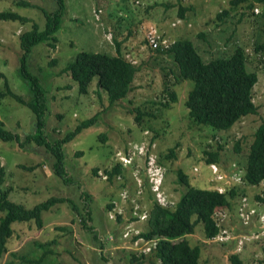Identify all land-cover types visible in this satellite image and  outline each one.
Wrapping results in <instances>:
<instances>
[{"label": "rangeland", "instance_id": "1", "mask_svg": "<svg viewBox=\"0 0 264 264\" xmlns=\"http://www.w3.org/2000/svg\"><path fill=\"white\" fill-rule=\"evenodd\" d=\"M17 1L0 0V11L17 12L32 21L0 19V119L6 129L24 140L36 131V117L28 106L8 93V88L32 99L30 81L20 70L19 37L31 29L33 21L43 27V10H52L54 0H27L32 3L29 6L19 5ZM230 1L64 0L55 47L47 43L35 45L27 62L45 91L48 110L44 134L49 139L61 137L83 119L96 113L99 119L63 146L65 167L75 182L72 185L62 183L55 176L54 157L45 147L34 142L21 145L0 140V161L6 168L3 190L10 191L11 201L33 208L50 198L61 200L42 212L41 228L34 220L13 222V233L8 238L7 250L0 254V264H158L151 255L138 257V251H149V241L141 238L138 246L131 241L136 231L149 227L144 223L151 203L158 201L166 206L167 201H177L184 191L176 178L177 169L189 174L191 186L210 188L211 173L203 162L205 151H218L222 145V165L225 168L233 163L241 165L244 158L235 150V141L239 140L241 148H246L259 117L248 116L218 135L210 127L194 123L184 105L193 81H173L171 73L175 65L171 57L164 51L148 48L143 35L150 32L149 27L157 29L164 48L178 38L192 39L206 61L230 55L237 45L243 46L247 66L258 73L254 102L264 103V56L254 51L264 19L248 8V2L233 5ZM179 6L186 7L184 19L177 16ZM255 6L262 10L260 5ZM97 7L104 10L101 19L99 13L93 15ZM225 10L228 14L221 19L219 14ZM116 41L126 50L128 58L133 55L138 62L145 61L136 72L134 89L124 99L109 105L105 94L99 96L95 90L98 81L95 75L89 93L79 95L77 83L61 68L80 50L102 49L114 53ZM52 59L55 62L51 63ZM166 78L167 90L163 85ZM169 90L176 93L175 102H169ZM160 101H167L168 105L163 106ZM137 107L141 112L139 121L135 119ZM260 113L264 117V108ZM171 147L174 157L166 158ZM133 149L138 151L137 157ZM147 155L160 168L146 163ZM118 161L128 166L111 179H104L105 170ZM194 166L201 170L195 172ZM159 180L158 190L164 195L153 191ZM243 193L233 198L232 211L219 210L226 214L222 223L225 227L220 231L227 229V234L235 235L247 229L238 221L235 207L238 210L241 196L251 201L256 196L263 198L264 182L255 187L244 186ZM251 201V207L259 208ZM89 210L92 228L81 221L88 218ZM188 238L192 244L201 245L199 264H232L229 258L232 252H238L244 264L264 263V236L238 250L234 239L224 243L218 242L221 239H210L204 224L198 223ZM132 254L138 260H132Z\"/></svg>", "mask_w": 264, "mask_h": 264}, {"label": "trees", "instance_id": "2", "mask_svg": "<svg viewBox=\"0 0 264 264\" xmlns=\"http://www.w3.org/2000/svg\"><path fill=\"white\" fill-rule=\"evenodd\" d=\"M240 2H248L247 6L251 9L254 8L255 4L260 5L262 10L254 14H259L264 19V0L230 1L233 5ZM17 4L32 5L27 0H19ZM64 10V0H54L52 10H43V27L40 28L39 24L33 21L31 29L20 34V70L22 75L30 81V88L33 92L32 99L28 100L15 93L10 88L8 79L6 84L9 86L8 93L21 104L28 106L35 114L36 131L33 134H28L22 140L19 134L6 129L5 122L0 119V140L4 142L15 141L21 145L34 142L38 146L45 147L54 157L52 169L55 176L62 183L72 185L75 182L65 167L63 146L73 140L83 129L97 123L99 113L79 121L72 130L65 132L61 137L49 139L44 134L45 115L48 110L45 91L39 83L38 75L28 69L27 63L35 45L47 43L49 46L55 47L57 41L55 32L61 23ZM185 10L186 7L179 6L177 16L184 19L185 14L183 12ZM103 11L97 7L93 10V15L99 13L101 19ZM227 14L228 10H225L219 14V17L223 19ZM0 19L18 20L24 23L32 21L29 17L13 11H0ZM104 28L106 29V27ZM149 29L150 32L145 33L143 38H145L148 48L159 52L164 51L171 57L175 65V71L171 73L173 81L191 79L194 83L184 101L185 107L188 108V116L194 123L210 127L215 135H218L221 132H228L235 123L248 116L259 117L248 146L241 148L240 141H235V150L244 158V162H241L242 166L239 163H233L227 167L228 169L225 168L221 163L220 150L223 146L220 145L218 151H205L206 161L203 162L211 173L210 188L202 189L191 186L189 174L177 169L176 178L184 186V191L179 194L177 201H174L167 208L159 205L156 201L151 203L147 209V222L144 223L149 227L144 228L133 237V239L139 236L145 239H156V246L147 255H151L158 264H199L201 245L199 243L192 244L188 235L195 231L198 223L204 224L207 237L215 235L219 230L215 218L216 212L221 209L232 211V200L236 195L244 194V186L255 187L264 182V117L260 113V109L264 108V103L257 104L253 99V90L258 79V73L247 66V55L241 45H237L230 55L217 56L206 61L192 39L178 38L164 48L162 38L157 34V29L151 30V27ZM201 36L204 35L201 34ZM116 44L114 53L102 49L80 50L72 60L61 68L62 72L69 73L70 77L77 83L79 95L89 93L95 75H98L95 90L99 96L105 94L109 105L124 99L134 89L133 81L136 72L145 61L138 62V59L133 55L128 58L126 50L122 49L118 41ZM254 51L264 56V27L261 28L260 39L255 42ZM52 62L55 60L52 59ZM166 73L165 75H167ZM163 85L164 89L167 90L169 85L167 78L164 79ZM167 96L169 102L176 101V93L173 90L167 91ZM160 104L168 105L167 101H160ZM136 109L135 119L139 121L141 112L138 107ZM169 157H174L173 147L168 149L166 158ZM213 165L218 169L216 173H213ZM125 168L121 163L116 162L111 169L105 170V172L108 179H111ZM200 170V167L194 166L195 172ZM95 171L97 172V170ZM237 174L240 180H235ZM5 176L6 168L0 161V212L4 213V215H0V254L7 250V241L13 233L12 224L14 221L34 220L41 228L43 225L42 212L49 210L53 204L59 201L50 198L45 202L36 204L33 208H26L21 203H14L10 200V191L8 189L3 190ZM220 189H223V192ZM256 200L264 202V197L256 196ZM235 214L237 215V207H235ZM87 215L88 218L83 217L81 221L87 227L92 228L94 227L90 223L92 211L89 210ZM236 217L242 224L241 219ZM242 225L247 228L246 225ZM244 231L247 229L241 232ZM248 242L245 241L243 247ZM145 254L140 252L138 257H143ZM229 258L232 264H244L243 258L238 252H232ZM131 259L138 260L135 254H132ZM259 264L264 263L260 261Z\"/></svg>", "mask_w": 264, "mask_h": 264}, {"label": "built area", "instance_id": "3", "mask_svg": "<svg viewBox=\"0 0 264 264\" xmlns=\"http://www.w3.org/2000/svg\"><path fill=\"white\" fill-rule=\"evenodd\" d=\"M260 11L261 10H259L258 6H255L253 8V13H258ZM152 163H153V158L149 157L148 164L151 165ZM212 169H213V173H216L218 170L215 165L212 166ZM103 178L106 179L105 176H103ZM235 180H240L238 177V174H237V178ZM159 186H160V180L156 184V189L153 190V191H156L157 195L163 194V193L159 192V190H158ZM220 191L223 192V189H220ZM157 197H160V196H157ZM240 199H241V203L238 204V210H237L238 218L241 219L240 221L242 222V224L247 226L249 231L239 232V233H236L235 235H230L229 233L227 234V229L220 231L221 227H225L222 223L225 222V220H226V214L221 212V211H217L215 214V218H216L217 224L219 226V230L215 235L210 237V239H212V238L221 239L218 242H223V243L229 241L230 239H234L235 242L237 243L236 249H238V250H241L243 248V244H244L243 241H250L252 239H257L261 236H264V203L261 201H258V200L251 201V202H256V204L259 205V208H256V207L250 206V204H249L250 200L247 197L242 196V197H240ZM172 204H173L172 201H167L166 206L161 205L159 203V205H161L163 207H169ZM147 219H148V212L146 213V222H147ZM254 226L256 227V229H254ZM140 231L139 230L136 231V234H138ZM127 233H128V231L125 232V234H127ZM133 237H134V235L132 236L131 241H132V244L135 246H138V240L141 238L150 242L149 243V245H150L149 251L156 246V239L155 238L145 239L144 237L139 236V237H136L133 239ZM138 252L140 253L141 251H138ZM143 253H145V252H143Z\"/></svg>", "mask_w": 264, "mask_h": 264}, {"label": "clouds", "instance_id": "4", "mask_svg": "<svg viewBox=\"0 0 264 264\" xmlns=\"http://www.w3.org/2000/svg\"><path fill=\"white\" fill-rule=\"evenodd\" d=\"M142 150V149H141ZM133 152H134V155L137 157L138 156V151L136 152V150L135 149H133L132 150ZM139 152H141V151H139ZM143 154L145 155L146 154V151H144L143 152ZM128 156H131V155H128ZM153 156V155H152ZM149 157H151V155H147L146 156V163L148 162V160H149ZM154 157V156H153ZM132 159H134L133 157H132ZM155 160V159H154ZM119 163H121L122 164V166H124V167H127L128 165H125V164H123L121 161H118ZM153 164L155 165V166H157V164H156V161H153ZM157 167H159V166H157ZM147 172L149 173V174H151V170H150V168L149 167H147ZM147 173V174H148ZM103 176H105L106 177V180L108 179V177L106 176V174H103ZM242 197V196H241ZM246 197V196H245ZM240 198V197H239ZM251 201V200H250ZM261 202H263V201H261ZM264 203V202H263ZM254 229H256V227L254 226ZM247 231H249V229L247 228ZM262 237V236H261ZM260 238V237H259ZM258 239V238H257ZM253 241H256V240H254V239H252ZM251 241V240H250Z\"/></svg>", "mask_w": 264, "mask_h": 264}]
</instances>
